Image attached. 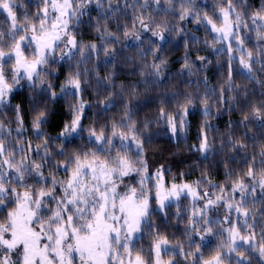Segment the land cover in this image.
Returning <instances> with one entry per match:
<instances>
[{"label":"clouds","instance_id":"clouds-1","mask_svg":"<svg viewBox=\"0 0 264 264\" xmlns=\"http://www.w3.org/2000/svg\"><path fill=\"white\" fill-rule=\"evenodd\" d=\"M264 264V0H0V264Z\"/></svg>","mask_w":264,"mask_h":264},{"label":"snow or ice","instance_id":"snow-or-ice-1","mask_svg":"<svg viewBox=\"0 0 264 264\" xmlns=\"http://www.w3.org/2000/svg\"><path fill=\"white\" fill-rule=\"evenodd\" d=\"M39 264H42V262H39Z\"/></svg>","mask_w":264,"mask_h":264}]
</instances>
